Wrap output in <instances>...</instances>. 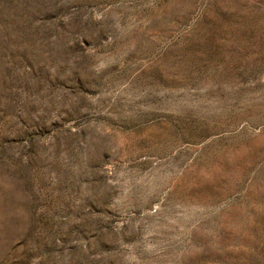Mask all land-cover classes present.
<instances>
[{
    "label": "rangeland",
    "instance_id": "1",
    "mask_svg": "<svg viewBox=\"0 0 264 264\" xmlns=\"http://www.w3.org/2000/svg\"><path fill=\"white\" fill-rule=\"evenodd\" d=\"M0 264H264V0H0Z\"/></svg>",
    "mask_w": 264,
    "mask_h": 264
}]
</instances>
